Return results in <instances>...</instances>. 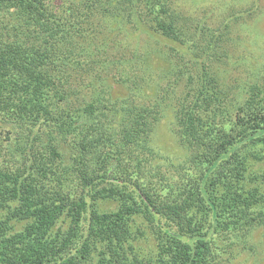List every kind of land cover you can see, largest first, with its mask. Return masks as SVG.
<instances>
[{
	"label": "trees",
	"instance_id": "obj_1",
	"mask_svg": "<svg viewBox=\"0 0 264 264\" xmlns=\"http://www.w3.org/2000/svg\"><path fill=\"white\" fill-rule=\"evenodd\" d=\"M219 29L172 0H0V156L17 161L0 165V264H223L264 227V65L243 97L218 86ZM135 32L174 59L149 101L131 81L145 53L120 39ZM164 106L186 151L167 168Z\"/></svg>",
	"mask_w": 264,
	"mask_h": 264
},
{
	"label": "rangeland",
	"instance_id": "obj_2",
	"mask_svg": "<svg viewBox=\"0 0 264 264\" xmlns=\"http://www.w3.org/2000/svg\"><path fill=\"white\" fill-rule=\"evenodd\" d=\"M173 5L182 9V11L194 18L206 22L209 26L228 29L229 41L224 45L227 47V57L222 58V63H215L218 66V86L225 87L228 83L234 94L239 98L244 96L249 81L253 78L252 72L264 65V0H172ZM246 9H251L247 11ZM229 27V28H228ZM219 29V30H220ZM132 37L123 38L122 43L134 46L136 54L143 51L145 53L140 59H136L137 72L133 71L131 81L136 90V98L139 101H149L155 95H161V87L165 84L164 75L167 69L172 70L174 59H168L166 56L167 49L163 42L159 41L150 34V37L144 32H135ZM130 48V47H129ZM147 56V57H146ZM135 79V80H134ZM112 81H107L108 96L119 99L126 98L133 85L118 88L114 87ZM132 84V83H131ZM183 85H179L178 93ZM114 89V90H111ZM130 88V89H129ZM180 90V91H179ZM158 93V94H157ZM168 101H173L172 95ZM173 105V104H172ZM175 106V105H174ZM173 106V107H174ZM170 109L168 106L163 107V111ZM173 107L164 114L165 118H159L155 122L153 131L150 136L152 146L163 155V159L158 162L162 167H168L170 162L181 161L186 154L184 147L181 145L177 134L174 132V118L172 115ZM172 117V118H171ZM5 131L0 133V142L5 145ZM0 144V147L2 146ZM8 154L7 151L0 156V165L8 166L13 169L17 161ZM155 161V160H154ZM153 162V161H152ZM162 168V169H164ZM254 170H264V161L257 162ZM129 172V171H128ZM264 181L260 182L263 186ZM264 189V187H262ZM99 209H111L114 207L112 202L96 201ZM135 221L140 223L143 218L134 217ZM145 235L134 242L142 246L145 251L155 249V240L149 227H144ZM264 227L253 229L246 238L239 237L234 239L242 246H233L235 248L234 256L227 263V258L222 261L223 264H264ZM228 255V254H227Z\"/></svg>",
	"mask_w": 264,
	"mask_h": 264
}]
</instances>
